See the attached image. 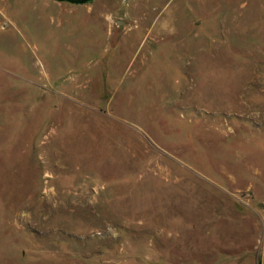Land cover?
Instances as JSON below:
<instances>
[{"label": "rangeland", "instance_id": "374dc122", "mask_svg": "<svg viewBox=\"0 0 264 264\" xmlns=\"http://www.w3.org/2000/svg\"><path fill=\"white\" fill-rule=\"evenodd\" d=\"M0 264H264V0H0Z\"/></svg>", "mask_w": 264, "mask_h": 264}, {"label": "flooded vegetation", "instance_id": "af4514ba", "mask_svg": "<svg viewBox=\"0 0 264 264\" xmlns=\"http://www.w3.org/2000/svg\"><path fill=\"white\" fill-rule=\"evenodd\" d=\"M70 1H74V2H82L81 0H70Z\"/></svg>", "mask_w": 264, "mask_h": 264}, {"label": "water", "instance_id": "95a60500", "mask_svg": "<svg viewBox=\"0 0 264 264\" xmlns=\"http://www.w3.org/2000/svg\"><path fill=\"white\" fill-rule=\"evenodd\" d=\"M81 1H86V0H81Z\"/></svg>", "mask_w": 264, "mask_h": 264}]
</instances>
